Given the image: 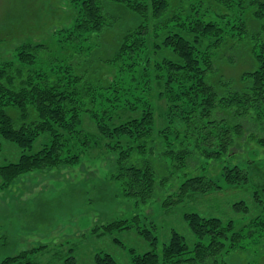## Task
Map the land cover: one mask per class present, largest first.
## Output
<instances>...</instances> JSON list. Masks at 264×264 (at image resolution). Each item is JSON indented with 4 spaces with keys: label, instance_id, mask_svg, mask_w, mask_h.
Instances as JSON below:
<instances>
[{
    "label": "rangeland",
    "instance_id": "rangeland-1",
    "mask_svg": "<svg viewBox=\"0 0 264 264\" xmlns=\"http://www.w3.org/2000/svg\"><path fill=\"white\" fill-rule=\"evenodd\" d=\"M189 1L191 6L195 4V0ZM205 1L208 5L205 10L209 12L202 19L222 32L197 38L183 30V35L202 55L213 57L217 72L211 76L212 83L218 87L221 82H230L238 90L244 73L258 65L255 39L264 28V17L257 14L256 0ZM82 5L83 0H0V67L5 63L18 64L23 48L30 46L38 59L27 66L37 72L64 70L71 63V70L76 73L88 69L105 85H121V91L127 90L136 96L137 83L122 72L125 61L110 60L119 51L126 33L140 24L139 17L125 8L109 5L114 26L97 33L91 27L81 26ZM193 7L202 10L198 3ZM183 18L182 22H186ZM195 21L198 19L194 15L189 23L194 27ZM145 53L144 50V57ZM150 57L156 62L177 59L170 47H162ZM52 59L59 64L51 65ZM153 81L148 94L139 93L147 101L140 109H152L155 117L150 154L153 160L149 158L156 168L159 186L155 197L144 204L126 197L116 177L122 152H128L133 144L127 137L122 148H114L117 139L104 137L98 123L84 114L81 129L85 137L81 139L90 141L91 146L79 161L61 167H41L7 184L0 175V263L8 257L32 252L29 258L36 264H95L100 253L110 254L118 264H131L133 254L151 251L152 246L135 229L109 230L105 226L124 219L136 223L134 219L139 217V226L154 230L158 236L156 251L160 253L175 231L185 237L188 247H193L198 240L184 215L199 213L225 223L234 221L235 231L241 233L236 246L225 255L228 264H264V225L258 224L264 222V207L254 199L256 187L264 185V142L258 141L264 137V124L257 127L254 121L260 116L259 121L264 122V109L251 113L253 121H243L251 137L237 143L235 155L229 158L197 156L177 170L171 155H162V150L177 141L178 130L181 135L185 133V121L179 111L173 113L163 84ZM105 91V88L96 90L98 96L104 97L109 92ZM135 114L141 116V111ZM49 139L48 134H43L33 150H42ZM69 149L70 155H75L76 149ZM138 151L134 145L131 157L143 159L144 155ZM21 155L18 145L0 138V166L17 163ZM234 166L243 168L249 175V184L242 189L231 188L227 183L226 167ZM195 175L210 177L222 189L187 198L177 206H166L167 198ZM169 177L171 181L162 185V180ZM260 196L264 203V196ZM243 201L247 210L237 211V204Z\"/></svg>",
    "mask_w": 264,
    "mask_h": 264
},
{
    "label": "trees",
    "instance_id": "trees-1",
    "mask_svg": "<svg viewBox=\"0 0 264 264\" xmlns=\"http://www.w3.org/2000/svg\"><path fill=\"white\" fill-rule=\"evenodd\" d=\"M197 3L202 10L193 7ZM256 3L259 6L257 14L264 17V2L256 0ZM109 5L125 8L141 21L134 30L126 33L119 51L110 60L125 61L122 72L137 83L134 90L138 94L121 91V85H105L88 69L76 73L71 70V63H67L64 70L54 68L52 72H37L27 66L38 59L33 47H24L18 64L5 63L0 67V138L13 142L22 150L17 163L0 166V175L6 184L41 167H61L79 161L91 146L90 141L81 139L85 137L81 129L82 116L86 114L98 123L104 137L117 139L114 148H122L123 139L129 137L133 145L129 146L128 152H122L116 178L126 197L142 204L151 201L159 188L150 156L155 117L152 109H140L147 101L139 92L148 94L153 80L163 84L173 113L179 111L185 121V133L181 135L178 130L177 141L162 150V155H171L177 170L187 166L188 159L196 160L197 156L229 158L235 155L233 150L242 138L251 137L247 135L248 128L243 121H253L251 113L264 109V28L255 39L258 65L244 73L241 87L234 90L230 82H221L218 87L212 83L211 76L217 72L213 57L202 55L183 35V30L197 38L222 32L221 28L202 19L209 12L205 10L208 6L205 0H195L192 6L189 0H83L81 26L91 27L97 33L112 28L114 19ZM194 15L198 21L193 22V27L190 23ZM182 18L186 22H182ZM156 40H161V44ZM162 47L172 48L177 59L151 60L150 55L155 56ZM50 64L59 63L52 59ZM100 88L109 91L108 95L98 96L96 90ZM140 111L141 116H137L135 113ZM127 113L129 115L123 118ZM256 119L257 127L264 124L259 121L260 116ZM43 134H48L50 139L42 150L35 152L34 144ZM258 141L264 142V137ZM134 145L139 148V154L144 155L143 159L131 157L130 150ZM69 148L76 149L75 155H70ZM226 180L229 187L242 189L249 184V175L239 166L226 167ZM170 181V177L165 178L162 185ZM221 189L210 177L195 175L186 179L165 204L177 206L187 198L213 194ZM260 195L264 196V185L257 186L254 194V199L264 207ZM242 209L247 210L244 201L236 207L237 211ZM184 218L198 241L190 248L185 237L175 231L160 253L156 251L158 236L154 230L141 228L137 223L139 217H135L136 223L124 219L105 228L135 229L152 246L151 251L133 254L131 264H228L225 255L242 237L235 231L234 221L225 223L222 219L205 218L199 213H188ZM258 224L264 225V222ZM31 253L8 257L0 264H36L29 258ZM95 264L118 262L110 254L100 253Z\"/></svg>",
    "mask_w": 264,
    "mask_h": 264
}]
</instances>
